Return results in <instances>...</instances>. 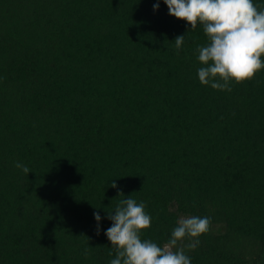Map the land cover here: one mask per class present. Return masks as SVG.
<instances>
[{
	"label": "trees",
	"instance_id": "16d2710c",
	"mask_svg": "<svg viewBox=\"0 0 264 264\" xmlns=\"http://www.w3.org/2000/svg\"><path fill=\"white\" fill-rule=\"evenodd\" d=\"M207 43L163 0H0V264H110L113 181L142 239L210 217L191 264H264V70L203 85Z\"/></svg>",
	"mask_w": 264,
	"mask_h": 264
},
{
	"label": "clouds",
	"instance_id": "9594fccd",
	"mask_svg": "<svg viewBox=\"0 0 264 264\" xmlns=\"http://www.w3.org/2000/svg\"><path fill=\"white\" fill-rule=\"evenodd\" d=\"M169 15L186 21L195 30L203 27L208 43L197 46V59L203 65L197 69L201 84L214 90L232 91L231 83L241 84L255 78L264 70V6L254 0H163ZM159 10V3L153 5ZM185 35L177 36L175 47L179 51ZM15 167L29 174L30 169L15 163ZM118 190L119 200L114 212H107L112 226L105 231L115 252L110 264H191L190 257L178 242L188 238L187 248L196 249L200 237L209 231L211 218L199 216L180 217L166 243L159 246L141 234L150 229L152 217L145 211V202H137L133 195L125 197ZM97 235L100 234L101 216L94 212ZM113 252H109L111 256ZM87 255V250L85 252Z\"/></svg>",
	"mask_w": 264,
	"mask_h": 264
}]
</instances>
